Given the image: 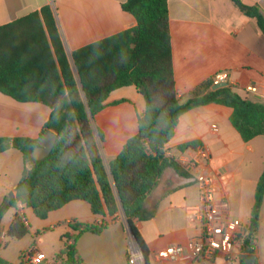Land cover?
I'll return each instance as SVG.
<instances>
[{
    "label": "crops",
    "instance_id": "obj_1",
    "mask_svg": "<svg viewBox=\"0 0 264 264\" xmlns=\"http://www.w3.org/2000/svg\"><path fill=\"white\" fill-rule=\"evenodd\" d=\"M125 1L0 0V27L49 5L71 63L76 49L135 26L134 18L121 8ZM239 2L256 6L264 16V0ZM167 10L175 92L180 102L190 98L215 73L226 72L227 84L234 92L264 105V34L253 18L245 16L230 0H167ZM248 85H254L256 93L245 92ZM104 105L92 119V128L102 162L107 166L124 142L136 134L145 104L139 92L128 86L110 92ZM49 113L50 108L42 103H19L0 93V138L37 139ZM230 113V108L213 103L186 111L164 149L167 159L184 167L194 158V148L180 146L193 141L203 146L208 153L206 173L215 182V200H225L227 219L238 220L244 227L249 224L256 183L264 168V135L242 141L229 122ZM22 169L23 158L18 150L10 148L0 153V208L9 193L14 197ZM188 176L166 167L143 204L144 209L153 211V216L134 223L149 253L147 264H241L240 246L233 249L229 259L223 253H216L211 259L174 262L154 257L165 247L184 245L200 235L199 187ZM84 204L71 201L50 212L42 219L44 227L57 230L60 239L69 231V223H105L107 227L99 235H80L75 247L81 258L85 264H129L123 215L102 218L93 215L88 204ZM15 214L26 219L29 234L43 224H31L22 205L4 210L0 218V233L4 234L0 257L8 264H17L19 253L31 245H19L23 238L18 239L15 256L9 252L13 243L6 232ZM61 248L62 245L45 254L55 255ZM252 253L256 264H264V194Z\"/></svg>",
    "mask_w": 264,
    "mask_h": 264
},
{
    "label": "trees",
    "instance_id": "obj_2",
    "mask_svg": "<svg viewBox=\"0 0 264 264\" xmlns=\"http://www.w3.org/2000/svg\"><path fill=\"white\" fill-rule=\"evenodd\" d=\"M230 1L253 18L264 34V16L256 6ZM121 8L134 18L135 26L76 49L71 63L49 5L0 27V93L19 103L36 102L50 108L37 139L0 138V153L13 148L23 158L15 195L0 208V218L6 208L21 204L36 218L45 219L71 201L85 202L93 215L102 218L121 213L147 264L149 253L134 223L153 216L143 204L166 167L188 176L178 162L164 156L180 116L211 103L228 107L231 126L246 142L264 135V105L239 96L229 85L210 90L212 79L180 102L175 92L167 0H126ZM128 86L143 97L145 110L136 134L104 166L92 119L104 108L110 92ZM46 131L57 139L50 153L35 161L29 154ZM97 136L102 137L100 131ZM197 144L188 142L180 148L193 149ZM263 194L264 168L256 183L249 224L239 236L240 255L253 252ZM68 227L55 256L62 264H85L76 241L84 233L99 235L107 224L72 222ZM27 231L22 216L15 214L6 234L21 239ZM0 264L8 262L0 257Z\"/></svg>",
    "mask_w": 264,
    "mask_h": 264
},
{
    "label": "built area",
    "instance_id": "obj_3",
    "mask_svg": "<svg viewBox=\"0 0 264 264\" xmlns=\"http://www.w3.org/2000/svg\"><path fill=\"white\" fill-rule=\"evenodd\" d=\"M226 72H218L212 76L214 84L228 81ZM245 92L254 94L257 89L254 85L245 87ZM211 129L215 131V127ZM165 156V149H164ZM208 153L203 146L194 148V158L183 168L192 176L199 187L200 204L198 207L200 235L191 239L184 245H173L157 251L154 257L167 261L195 260L199 258L211 259L216 253H223L232 258V251L240 246L239 236L242 233V225L238 220H229L226 217L227 203L225 200L216 201L214 197V179L206 173V161ZM21 206V204H17ZM22 216V215H20ZM124 218V217H123ZM23 223L27 226L26 219L22 216ZM4 234L0 233V240ZM17 264H62L55 255H46L34 246L21 251ZM128 263L143 264L140 250L128 238Z\"/></svg>",
    "mask_w": 264,
    "mask_h": 264
},
{
    "label": "rangeland",
    "instance_id": "obj_4",
    "mask_svg": "<svg viewBox=\"0 0 264 264\" xmlns=\"http://www.w3.org/2000/svg\"><path fill=\"white\" fill-rule=\"evenodd\" d=\"M85 207H87V204H84ZM24 212L26 214V218L31 222V224H35V226H38L39 224L43 223L42 225H40L41 227H37V231L33 232L31 234H29V232L27 231V233L25 234L24 237H22L21 242L19 245H23V244H31V246H36V249L44 252V253H50L52 250L58 249L61 247L62 242L59 239L58 236V232L57 230H53V229H49L48 227H44L45 226V222L42 219H38L34 216V214L32 213L30 208H26L24 207ZM56 213V212H55ZM54 215V214H51ZM123 222H124V218H123ZM39 232V233H37ZM14 238H9V242L13 243L11 244V246L9 247V252H11V254L13 256H15L17 248L15 246V244L19 243L17 242L18 239L13 240ZM13 241V242H12Z\"/></svg>",
    "mask_w": 264,
    "mask_h": 264
},
{
    "label": "water",
    "instance_id": "obj_5",
    "mask_svg": "<svg viewBox=\"0 0 264 264\" xmlns=\"http://www.w3.org/2000/svg\"><path fill=\"white\" fill-rule=\"evenodd\" d=\"M227 85H228L227 82H220V83L214 84L211 87V90H216V89L221 88V87H226ZM59 99L60 98H57L54 102H52V105L55 106L57 104V102L59 101ZM56 139H57L56 134H54L50 131H46L40 137V139L38 141V145L36 147H34L32 149V151L30 152V154H29L30 158L35 160V161H40V160L44 159L50 153L51 149L54 146ZM12 198H13L12 193H9L4 200L3 207H6ZM124 229H125V232L127 234V237L138 248V246L135 242V239L133 237L132 231H131L127 221L125 220V218H124ZM141 255H142V253H141ZM239 257L243 261V264H255V262H256V256L253 253L241 254ZM142 259H143V264H145V260H144L143 255H142Z\"/></svg>",
    "mask_w": 264,
    "mask_h": 264
}]
</instances>
